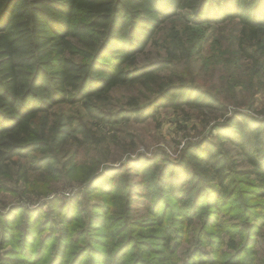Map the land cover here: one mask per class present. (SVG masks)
Returning <instances> with one entry per match:
<instances>
[{"label": "trees", "instance_id": "16d2710c", "mask_svg": "<svg viewBox=\"0 0 264 264\" xmlns=\"http://www.w3.org/2000/svg\"><path fill=\"white\" fill-rule=\"evenodd\" d=\"M183 11L200 19L207 17L205 21L211 17L217 22L237 19L254 41L255 57L264 59V0H0L1 163L17 165L33 157L40 163H33L38 170L47 163L50 146L57 150L68 136L65 129H58L53 138L52 132L37 133L35 125L41 115L57 106L104 101L119 88L138 86L150 93L148 104L130 102L121 118L143 123L155 118L162 107L219 114L224 122L212 127L234 129L236 138L231 142L251 166L233 177L229 154L220 144L209 143L202 146L205 150L189 147L178 163L146 159L137 171L144 175L140 186L123 184L119 188L108 182L104 190L97 188L98 181L117 167L101 169L104 164H95L82 181L87 184L88 200L105 191L102 205L87 201L88 205L68 211L69 203H65L61 211L54 212L58 221L44 223L45 212L40 208L29 212L27 223L18 229L20 222L6 216L10 222L3 229L4 240L23 247L20 255L28 258L22 263L180 264L175 258L177 247L195 221L218 229L215 237L222 240L225 231L220 227V215L240 204L243 189L253 188L264 198V118L257 120L243 111L229 115V105L220 94L187 82L177 62L176 53L186 45L181 39L165 42V58L141 64L163 24ZM24 68L30 70L23 72ZM167 71L178 82L165 76ZM74 129L72 140L84 147L91 143L87 125ZM225 139L229 141L231 136ZM135 152L128 153L127 165L145 159L141 155L133 159ZM236 179H245L238 180L243 188L235 187ZM141 186L145 187L141 200L148 218L138 220L133 209L138 199L133 196ZM60 201L49 204L54 207ZM162 207L165 210L159 214ZM249 208L247 203L243 210ZM258 225L247 233L255 235ZM248 237L244 242L251 240L252 244ZM220 244L222 247L223 242ZM10 254L0 264L10 260L16 264ZM237 254L229 264H251L252 257L243 251ZM205 264H219V260Z\"/></svg>", "mask_w": 264, "mask_h": 264}, {"label": "rangeland", "instance_id": "374dc122", "mask_svg": "<svg viewBox=\"0 0 264 264\" xmlns=\"http://www.w3.org/2000/svg\"><path fill=\"white\" fill-rule=\"evenodd\" d=\"M206 18L200 19L188 11H183L165 22L157 38L142 57L141 64L165 58V42L173 44L175 40L181 39L186 42L185 49L176 54L185 80L194 82L206 91L220 94L221 99L229 105V115L243 111L253 114L257 120H262L264 59L255 57L257 52L253 46L254 41L245 35L237 19L217 22L213 17L209 21H205ZM22 70L24 72L30 69ZM168 75L178 82L179 78L175 77V74L167 71L165 76ZM148 96L150 93L144 87L119 88L104 101L57 106L49 114L39 117L35 125L37 133L52 132L53 138L58 129H65L68 136L63 138L65 140L57 146V150L50 146L47 163L38 170L33 163H40L33 157L20 160L17 165L0 162V262L4 256L11 253L8 256L17 260L16 264H28L22 263L28 258L20 255L23 247L4 240L3 229L10 222L6 216L12 215L13 219L20 222L16 225L18 229L27 223L31 214L29 212L38 211L40 208L45 212L41 219L44 223L48 220L58 221L60 218L55 216L54 212L61 211L65 203H69L68 211H73L75 207L88 205L87 201L98 205L105 202V191L99 190L101 194L88 200L87 184L82 181L85 172L91 171L90 168L95 164H104L101 169L110 165L117 167V170H110L102 175L98 181L97 188L103 187L104 190L108 182L112 187L119 185V188H123V184L140 186L144 175L137 174V171L146 163V159L159 160L160 163H178L189 147L199 148L209 143L220 144L229 154L234 163V171L230 172L233 177L251 169L231 142L236 138L234 129L226 131L212 127L215 122H224L223 116L219 114L189 108L174 110L162 107L155 118L143 123L121 118L120 115L123 110L129 108L130 102L139 100L148 104ZM80 125H87L91 143L86 147L71 139L74 136V128ZM226 135L231 136L229 141L225 139ZM77 136L79 139L83 138L82 134ZM202 150L205 148L202 147ZM131 151H136L132 155L133 159L139 157L138 155L145 159L127 165L128 153ZM163 153L164 157L158 156ZM124 165L126 167H123ZM238 180L245 179H236L235 182V187L243 188ZM243 190L246 191L242 193L240 204L236 208L227 209L226 215H220V227L225 231H220L222 240L217 239L219 230L206 226L202 220L195 221L188 228L187 235L183 236L175 254L180 264H205L211 259L219 260V264H229L232 256L242 251L245 256L252 257L251 264H264V198L252 191L253 188ZM144 193L145 187L141 186L133 196L138 199L133 208L134 217L138 220L148 218L141 200ZM55 199L61 201L51 207L49 203ZM168 200L174 202L172 198ZM247 203L250 208L244 211L243 207ZM166 205L165 202L163 206L167 207ZM164 207L159 214L164 212ZM167 224H170L169 220ZM254 224H259L258 231L255 235H249L247 232ZM247 236L248 240H253L252 244L251 240L244 242ZM220 241L223 242L222 247ZM241 256L246 259L244 255ZM14 262L10 260L7 264Z\"/></svg>", "mask_w": 264, "mask_h": 264}]
</instances>
